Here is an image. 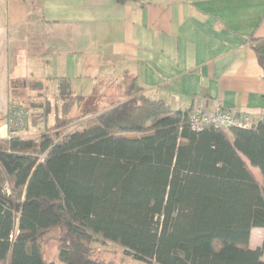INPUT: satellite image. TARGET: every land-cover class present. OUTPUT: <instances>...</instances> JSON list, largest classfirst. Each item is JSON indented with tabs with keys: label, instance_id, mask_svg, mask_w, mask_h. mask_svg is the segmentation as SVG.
Here are the masks:
<instances>
[{
	"label": "trees",
	"instance_id": "16d2710c",
	"mask_svg": "<svg viewBox=\"0 0 264 264\" xmlns=\"http://www.w3.org/2000/svg\"><path fill=\"white\" fill-rule=\"evenodd\" d=\"M58 98L52 126L45 99L40 137H0V264H50L54 230L60 264H126L94 251L98 239L141 264H264V241L250 247L264 229V118L193 131V108L151 100L135 80L123 100L81 116L70 80H59Z\"/></svg>",
	"mask_w": 264,
	"mask_h": 264
},
{
	"label": "crops",
	"instance_id": "0c3cea01",
	"mask_svg": "<svg viewBox=\"0 0 264 264\" xmlns=\"http://www.w3.org/2000/svg\"><path fill=\"white\" fill-rule=\"evenodd\" d=\"M261 41L264 0H0V131L11 101L29 114L19 137L33 135L32 126L46 128V98L52 126L61 79L85 98L75 116L123 100L135 80L147 98L173 110L200 104L212 111L221 102L258 123L264 118V46L263 63L255 49ZM25 97L37 100L35 113ZM263 241L264 229H253L251 249Z\"/></svg>",
	"mask_w": 264,
	"mask_h": 264
},
{
	"label": "built area",
	"instance_id": "2783aa9c",
	"mask_svg": "<svg viewBox=\"0 0 264 264\" xmlns=\"http://www.w3.org/2000/svg\"><path fill=\"white\" fill-rule=\"evenodd\" d=\"M29 114L18 103L11 101L7 115L4 131H0L1 139L9 140L16 136V133L25 131L28 124ZM253 121L249 115L235 114L227 111L221 102H216L212 111L204 110L200 104H196L189 118V125L193 131H203L207 126L217 127H239L248 129ZM5 189L11 193L10 183L5 185Z\"/></svg>",
	"mask_w": 264,
	"mask_h": 264
},
{
	"label": "rangeland",
	"instance_id": "374dc122",
	"mask_svg": "<svg viewBox=\"0 0 264 264\" xmlns=\"http://www.w3.org/2000/svg\"><path fill=\"white\" fill-rule=\"evenodd\" d=\"M21 101L29 107L28 111L35 113L36 109L33 107V101H37V100L25 97V99L23 98ZM7 111H9V108ZM76 114L77 112H74L72 116H75ZM88 119H91V117H87L86 119H82L78 121L76 120L71 126L67 128V130L82 126L84 123L87 122ZM49 125H51V122H49ZM31 128L35 130L34 134L25 136L24 137L25 139H36L40 137L46 131V128H44V126H41L40 128L41 130L35 129L33 128V126ZM256 177L259 180H262L261 174L259 172L256 173ZM13 197H15L17 201L23 200V194L20 191H15L13 193ZM16 234H17V229H16ZM61 235H62L61 231L54 230L53 232L49 233L46 236V238H50V239L54 237L56 238V239L47 241L44 245L46 259L48 260L50 264H60L58 260V248H59L58 238ZM46 238L44 241H46ZM93 248H94V251L99 250L101 256L104 258L116 259L117 261H121V262H131V259H129L128 257L127 258L125 257L124 249L118 244H114L109 241H103L102 239H98L96 240V242H94Z\"/></svg>",
	"mask_w": 264,
	"mask_h": 264
}]
</instances>
